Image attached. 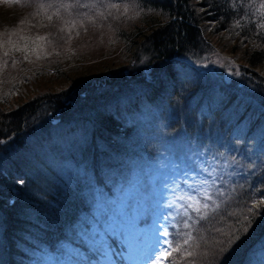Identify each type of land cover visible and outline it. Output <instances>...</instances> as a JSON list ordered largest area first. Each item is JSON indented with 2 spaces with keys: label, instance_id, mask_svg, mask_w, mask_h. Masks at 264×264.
Wrapping results in <instances>:
<instances>
[{
  "label": "trees",
  "instance_id": "obj_1",
  "mask_svg": "<svg viewBox=\"0 0 264 264\" xmlns=\"http://www.w3.org/2000/svg\"><path fill=\"white\" fill-rule=\"evenodd\" d=\"M17 2L30 17L25 36L0 50V264H41L70 246L85 253L75 264H100L85 240L95 196L122 191L134 170L160 158L156 146L185 139L230 158L234 176L205 215L169 229L163 264H247L264 243V0ZM81 25L85 48L65 47ZM213 38L240 64L235 85L211 87L190 63ZM40 78L27 102L11 103ZM243 83L249 99L236 89ZM45 149L64 164L49 166Z\"/></svg>",
  "mask_w": 264,
  "mask_h": 264
},
{
  "label": "rangeland",
  "instance_id": "obj_2",
  "mask_svg": "<svg viewBox=\"0 0 264 264\" xmlns=\"http://www.w3.org/2000/svg\"><path fill=\"white\" fill-rule=\"evenodd\" d=\"M54 1L58 0H41L40 3L48 4ZM60 1H64V7L69 8L70 4L89 7L93 5L95 0ZM18 4L17 0H0V18L9 20L5 22L1 20L0 25L14 24V26H6L0 29V33H8L5 39L6 43L0 47L2 51L12 50L11 39L22 38L27 32L24 28L25 25L22 24L27 23L30 16L20 17L23 10L19 9ZM93 7L96 9L95 6ZM73 29L74 31L68 35L70 37L65 47H76V50L80 51L85 48L84 42H80V37L89 35V29L84 25L81 27L73 26ZM100 32L102 31L100 30ZM208 44L210 46L203 58L190 62L191 65L199 68L203 83L205 82L211 87L225 83L226 80L235 85L237 79H240L238 73L242 76L238 66L240 64L234 62L233 55L227 52L221 53L214 38ZM96 57L94 54L92 59L97 61ZM94 61L91 62L94 63ZM88 76H91L90 72L80 75L78 79L84 80ZM126 76H130L128 70ZM39 82L43 83V80L41 78L35 82L31 80L26 85L27 89L11 100V103L27 102L33 92L40 87ZM51 84L55 88L61 87L59 82H52ZM51 84L46 85L50 87ZM236 89L248 99L251 97L248 95L253 94V90L245 87V83L240 84ZM70 104H72L71 101ZM249 121L247 119L240 125V133L246 132ZM257 134L259 135L258 138H261L264 135V127ZM196 143L193 145L192 141L185 139L175 143L176 147L171 146L170 149L167 148L168 144L164 146L165 150L156 146V157L160 158L154 159L153 157L152 162L147 165L143 164L138 167L140 169L134 170L129 177L128 185L122 191L119 188L110 197L102 193L95 196L94 223L85 240L89 247H92L94 251L96 250L100 264H124L121 260L125 258H129L131 262H125V264L165 263L167 261L165 259L171 253L169 245L172 235L168 232L169 229L171 231L183 229L189 219L205 215L209 203H216L215 200L218 198H212L213 193H220L223 182L225 184L226 182L230 183L234 176L232 166L235 164L226 155L209 151L203 152L200 148L201 144ZM43 151L44 161L49 166L64 164L54 160L59 155L58 153L47 149ZM4 154L0 153L2 157ZM84 173L85 171L82 170L80 175ZM148 216H150V220L152 216L154 223L150 220L148 223L146 222ZM139 222L144 223V225L141 226ZM87 243L85 242V245ZM131 247H134V252L139 248L135 260L130 255L133 253ZM165 249L168 252L167 257L157 260L156 257L160 256ZM144 253H146V257ZM249 256L247 264H264V243ZM44 257L45 261L41 264H75L76 260L85 257V253L70 246L57 256L48 254Z\"/></svg>",
  "mask_w": 264,
  "mask_h": 264
},
{
  "label": "snow or ice",
  "instance_id": "obj_3",
  "mask_svg": "<svg viewBox=\"0 0 264 264\" xmlns=\"http://www.w3.org/2000/svg\"><path fill=\"white\" fill-rule=\"evenodd\" d=\"M264 6V5H262ZM112 7H119V5L113 4ZM165 235H167V233H165ZM168 255L167 249H165V251L163 253H161L160 256L156 257L157 260L161 259V258H166Z\"/></svg>",
  "mask_w": 264,
  "mask_h": 264
}]
</instances>
